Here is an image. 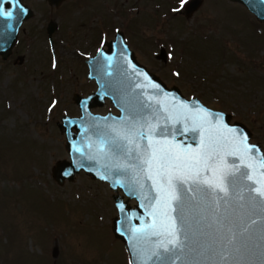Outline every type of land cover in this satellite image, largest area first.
Segmentation results:
<instances>
[{
    "label": "rangeland",
    "instance_id": "rangeland-1",
    "mask_svg": "<svg viewBox=\"0 0 264 264\" xmlns=\"http://www.w3.org/2000/svg\"><path fill=\"white\" fill-rule=\"evenodd\" d=\"M23 1L33 15L0 57V264H131L109 185L83 172L52 178L69 160L57 123L79 116L72 96L96 89L86 60L116 31L166 87L229 114L264 153V23L242 5L202 0L186 17L188 0ZM92 112L117 113L108 100Z\"/></svg>",
    "mask_w": 264,
    "mask_h": 264
},
{
    "label": "water",
    "instance_id": "water-1",
    "mask_svg": "<svg viewBox=\"0 0 264 264\" xmlns=\"http://www.w3.org/2000/svg\"><path fill=\"white\" fill-rule=\"evenodd\" d=\"M49 5L59 6L65 0H45ZM238 3L254 16L259 23H264V0H228ZM202 0H189L184 6L185 16H191L201 5ZM5 9L13 11L11 18L0 17V57L7 60L15 45L18 31L22 23L33 15L32 9L19 0V5L10 4L8 0H0ZM22 9L23 11H20ZM54 27L49 25L47 34L52 41ZM102 48L93 57L87 59V78L95 81L96 90L86 97L74 94L73 102L78 106L79 117L63 115L57 127L64 133L69 160H60L52 167V178L59 185L64 181H72L81 171L94 180L108 183L116 194L112 196L117 216L113 220V233L121 240L130 254L131 264H162L152 257L158 251L157 243L162 239L150 236L151 215L157 193L152 181L147 178L146 165L140 162L148 141L141 138L147 124L155 125L157 133L153 139L169 140L173 144L198 149L201 133L205 146L217 145L220 157L239 165L234 156L226 155L231 149L228 140L232 139L229 129L237 134L243 132L248 136L247 143L259 149V155L264 157L261 147L250 142V132L241 123H230V115L206 107L197 98L186 99L176 87L167 88L156 75L150 73L139 64L133 51L129 48L124 34L117 31L114 39L104 41ZM163 55V51H161ZM157 85L153 88L152 85ZM109 100L119 113L108 112L105 115L92 112L93 108L102 107ZM181 105L187 106L182 108ZM212 114L210 123H203L197 131L185 132L183 135L169 136L167 132L160 135V130L183 129L193 126L192 120L185 121V115H196V110ZM173 117L172 120L167 119ZM216 116L222 120L217 123ZM129 140L132 142L129 143ZM140 147L137 148L136 145ZM78 149V151H77ZM241 171H249L241 168ZM66 173H70L67 174ZM264 170L257 168L250 172L254 179H261ZM212 173L205 174L211 177ZM237 179L225 197L223 193H213L208 190H195V186L185 185L183 193L186 203V222L181 239L188 247L178 255L175 264H264V233L258 226H264V212L249 213L250 197L255 193L249 191L253 185L246 178L235 174ZM202 176L201 178H205ZM119 181V184L116 183ZM203 187V186H200ZM190 188L192 190H190ZM119 191L122 193L119 194ZM124 197L127 199L124 201ZM223 197V200L221 199ZM129 200H134L132 207ZM228 203L225 204L224 201ZM121 206L123 211H121ZM225 208L229 209V222L222 224L220 217ZM234 212V214H233ZM159 219V217H157ZM251 220L256 223L252 224ZM248 226L249 233L237 240H243L247 250L238 255L236 260L231 257L227 262L220 261L219 256L208 258L205 250L213 249L219 253L226 239L233 233L243 232ZM231 228V232L227 229ZM136 229H141L137 233ZM152 257L151 259H148Z\"/></svg>",
    "mask_w": 264,
    "mask_h": 264
},
{
    "label": "snow or ice",
    "instance_id": "snow-or-ice-1",
    "mask_svg": "<svg viewBox=\"0 0 264 264\" xmlns=\"http://www.w3.org/2000/svg\"><path fill=\"white\" fill-rule=\"evenodd\" d=\"M10 4L19 5V0H8ZM20 11H23L20 9ZM13 11L5 9L0 4V17L11 18ZM156 88L157 85H152ZM182 108L187 106L181 105ZM212 114L203 112L202 109L196 110V115H185L184 120H192L193 126L183 129L176 128L173 133L172 130L162 129L160 135L165 132L169 136L183 135L185 132L197 131L198 128L203 127V123H210L208 119ZM167 119L172 120L173 117ZM197 120L203 123H197ZM217 123L222 120L221 116H216ZM231 133L232 139L228 140V144L232 147L226 155L234 156L239 161V165L233 163V167L229 169L227 164L229 161L220 157L217 145L205 146L203 134L201 133L200 147L192 149L181 144H173L169 140L153 139V134L157 133L155 125L147 124L146 130L142 132L141 138L148 141L146 151L140 162L146 165L145 169L147 178L152 181L153 188L157 195L153 198L155 205L151 215L153 216V223L150 225L152 231L148 233L150 236L162 237L157 243L158 251L152 253L157 261L162 264H175L173 258H180L178 255L182 253L188 245L186 244L187 235L184 240L181 239L184 233V225L186 222V203L184 200L185 185L195 186V190H208L213 193H223L226 197L229 189L236 183V173H239L241 178H246L251 181L253 185L250 192L255 193V197H250L252 203L248 205L247 211L255 213L257 210L264 212V173L261 174V179H254L250 172H255L257 168L264 170V157L259 155V149L254 145L247 143L248 136L243 132L237 134L234 130H228ZM132 141L129 140V143ZM140 147L139 144L136 145ZM78 151V149H77ZM241 168L249 171H241ZM211 172V177L205 176L206 173ZM70 174V173H66ZM205 176V178H201ZM119 184V181H116ZM203 186V187H200ZM190 190H192L190 188ZM223 200V197H221ZM228 203L227 200L224 201ZM121 211L123 207L121 206ZM234 214V212H233ZM159 217V219H157ZM222 224L229 222V209L225 208L224 215L219 218ZM255 224V220H251ZM261 233H264V226H258ZM231 232V228L227 229ZM137 233H141V229H136ZM249 233L248 226H245L243 232L233 233L231 237L226 239L222 249L216 253L213 249L205 250L208 258L212 256H219L220 261L227 262L231 257L236 260L238 255L247 250V246L243 240H237V236L243 237ZM149 257L148 259H151Z\"/></svg>",
    "mask_w": 264,
    "mask_h": 264
}]
</instances>
